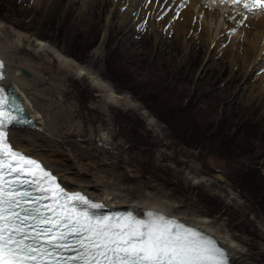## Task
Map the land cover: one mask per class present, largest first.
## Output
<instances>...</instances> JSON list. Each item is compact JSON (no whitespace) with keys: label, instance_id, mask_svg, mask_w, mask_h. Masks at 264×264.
I'll use <instances>...</instances> for the list:
<instances>
[{"label":"rangeland","instance_id":"374dc122","mask_svg":"<svg viewBox=\"0 0 264 264\" xmlns=\"http://www.w3.org/2000/svg\"><path fill=\"white\" fill-rule=\"evenodd\" d=\"M104 1L82 9L81 0H61L47 14L46 2L0 0V23L23 35L37 34L137 105L103 109L90 80L71 71L63 103L81 121V130L65 136L75 143L80 160L112 163L131 184L149 183L156 195L180 199L187 210L224 227L251 264H264V204L259 202L264 194L253 192H264L260 72L248 80L240 65L232 68L229 52L210 53L198 41L177 40L166 25L149 31L143 21L123 16L125 9L101 43L109 10ZM207 1L209 8L213 1ZM246 121L255 130H240L227 153L225 140ZM108 131L109 139L101 141ZM250 169L261 182L249 185L243 179Z\"/></svg>","mask_w":264,"mask_h":264},{"label":"bare ground","instance_id":"6f19581e","mask_svg":"<svg viewBox=\"0 0 264 264\" xmlns=\"http://www.w3.org/2000/svg\"><path fill=\"white\" fill-rule=\"evenodd\" d=\"M105 1L109 10L101 32V43L117 15H120V9H125L123 16H132L136 24L143 21L149 31L156 32L166 25V33L173 34L177 40L186 42L188 38L191 44L198 41L210 53L222 55L229 52L232 68L240 65L248 80L260 72L258 79L264 89V14L254 13L245 19L237 11L220 6V2L216 9L213 2L207 8L206 0ZM44 2L48 6V14L51 7L57 6L61 0H33L38 6H43ZM95 2L81 0L80 7L92 8ZM0 63L3 64L0 86L6 90L10 101L11 97L15 104L16 100L20 101L23 115L31 121L30 126L10 127L13 150L46 166L65 190L78 192L92 202L103 204L100 209L103 212L131 213L138 219H145L148 212L161 214L213 239L227 252L230 264H251L246 258L245 248L224 227L212 225L206 215L187 210L178 201L180 199L176 200L171 195L166 198L156 195L149 189V183L131 184L126 181L124 172L118 173L112 163L105 165L93 159L90 161L91 158L82 161L77 157L75 143L68 140V135L65 136L71 130H81V121L76 122L75 116L63 103L67 97L65 84L68 74L76 70L79 76L89 79L100 93L97 103L103 109L112 106L137 107L127 97L117 95L109 82L101 79L94 70L68 58L55 46L44 43L37 34L23 35L1 23ZM15 115L20 113L15 111ZM108 136L109 131L99 139L104 141Z\"/></svg>","mask_w":264,"mask_h":264},{"label":"snow or ice","instance_id":"6c2138e0","mask_svg":"<svg viewBox=\"0 0 264 264\" xmlns=\"http://www.w3.org/2000/svg\"><path fill=\"white\" fill-rule=\"evenodd\" d=\"M242 7L264 9V0ZM5 92L0 88V264H230L213 239L161 214H95L103 204L70 194L46 166L13 150L10 127L31 121L18 105L13 115Z\"/></svg>","mask_w":264,"mask_h":264},{"label":"trees","instance_id":"16d2710c","mask_svg":"<svg viewBox=\"0 0 264 264\" xmlns=\"http://www.w3.org/2000/svg\"><path fill=\"white\" fill-rule=\"evenodd\" d=\"M238 128H237L238 130L236 129L234 131V134L231 135L232 139H230L229 141L225 140V150H228L227 153H232V150L235 148V145H234L235 141L234 140H236L240 130H243V129L244 130H248L249 129V130L252 131V130H255L256 125L250 124V123H248V121H246L245 124H242V126H240ZM246 132H248V131H246ZM249 144H251V143L249 142ZM246 145L248 146V140L246 142ZM231 147H234V148H231ZM245 151H246V149H243L241 153H243ZM242 177H243L244 180H250L249 185L253 184L254 182L257 183V181H259V182L262 181V178L260 176L257 177V171L256 170H252V169L246 171V173ZM253 192L254 193L255 192L258 193L259 195H263L264 194L263 191H261V193H259L257 190H254ZM259 202L264 204V197L263 196L260 197V201Z\"/></svg>","mask_w":264,"mask_h":264},{"label":"water","instance_id":"95a60500","mask_svg":"<svg viewBox=\"0 0 264 264\" xmlns=\"http://www.w3.org/2000/svg\"><path fill=\"white\" fill-rule=\"evenodd\" d=\"M25 75L29 76L26 72H24Z\"/></svg>","mask_w":264,"mask_h":264}]
</instances>
